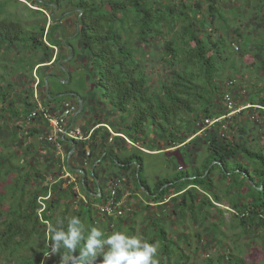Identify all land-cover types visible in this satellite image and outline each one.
I'll return each instance as SVG.
<instances>
[{"label":"trees","instance_id":"obj_1","mask_svg":"<svg viewBox=\"0 0 264 264\" xmlns=\"http://www.w3.org/2000/svg\"><path fill=\"white\" fill-rule=\"evenodd\" d=\"M32 1L38 8L31 11L43 15V18L37 17L29 21L34 22L31 29H24L19 21L13 20L11 17L13 14L5 9L6 1H0V49L3 47L7 52L15 46L20 49L25 47L31 56L34 58V55L38 56L31 70V76L35 71L39 79L38 89L41 91V98L50 105L54 95L50 93L49 79L53 77L47 69L59 60H65L58 54L60 48L66 45L73 46L69 43V37L62 25L63 18L61 20L52 18L48 24L44 10L46 11L49 4L41 0ZM59 1L49 0L48 3H55L58 8ZM152 1L125 0L121 3L116 0H103L98 4L93 0L72 2L79 15L76 31L77 37L80 38L78 48L85 53L86 61L93 69L92 87L99 88L101 92V100H97L96 103L98 110L94 109L95 122L91 129L99 126L92 131L88 143L96 138L100 129L104 130L102 145L108 140L110 133L103 124L115 129L112 126L113 122L110 125L103 120L104 114L101 111L119 113L120 121L117 125L120 127L115 130H118L117 133L129 137L133 142H142L145 149L156 151L158 154L165 153L162 152L164 148L178 145L179 149H185L189 158L191 157V172L186 168L176 170L174 175H166L154 182L151 188L148 182L141 178L144 169L142 156L121 155L112 145L104 150V160L108 158L120 170L133 169L135 188L141 190L147 199L159 202L170 198L169 204L173 207L171 210L167 208L165 212L167 215L180 213L184 219L186 218L184 211L188 208L195 218L200 211L197 208L202 207L203 211L207 207L213 208L216 203L221 204L222 197L218 195V190L213 192L215 184L212 173L218 170L222 179L229 180L228 184L232 185L229 188L231 187L232 191L234 189L235 192L239 191V188L242 190L241 194L237 193L240 194L239 200L236 197L227 198L234 216L240 219L244 227L254 223L264 226V217H262L264 216V141L262 144L251 146L228 138V135L235 130L246 133V126L243 124L240 126L237 118L244 113L256 112L264 128V85L255 93H250L248 102H245L250 107L242 110L237 117L232 116L216 122L210 126L213 128L205 132V119H215L225 114L223 93L218 82L221 72L227 68L233 74L240 73L238 66L243 64V58L233 48L230 37L225 38L220 35L213 38L212 32L207 30L211 29L210 26L215 18H218L217 28L220 30L226 27L223 24H228L221 19L222 15L216 7L217 0H203L208 10L201 20L196 18L203 5L201 0H176L169 5ZM105 5H108L110 10L104 7ZM127 8L135 11L136 14L126 17L124 10ZM102 9L104 12H101ZM262 10L264 11V5ZM224 32L232 35L229 31L224 30ZM233 33L239 39L244 37L239 28L234 29ZM66 40L68 44L65 45ZM228 45L233 53L228 52ZM55 47H57L56 54ZM154 50L160 51L156 55L164 65L166 74L161 76L157 84L151 88L150 76L144 67V62L146 55H155ZM259 62L261 73L258 74L260 76L258 81H263V54L260 55ZM36 66L38 67L35 69ZM31 78L32 92H26L30 99H26L27 97L21 99L27 107L25 115L14 108L15 100L11 99L14 92L11 90L12 84H0V105L4 107V113L0 117L11 113L14 122L17 120V124L24 122L25 125L40 120L37 118L25 121L26 116L34 108L32 96L36 79L35 76ZM55 96L54 101L71 100L74 104H78L74 96L60 93ZM82 112L84 106L80 113ZM34 133L38 138L42 134ZM34 133L31 134L35 135ZM84 133L88 134L85 131ZM116 138L124 142L121 136H115L113 139ZM59 140L65 143L62 139ZM74 142L77 146L80 144L79 147L82 148L80 154L84 153L85 143ZM29 150L30 148H27V151ZM198 150L205 154L199 164L195 163ZM51 156V160L45 166L47 169L50 168L48 165L57 164L58 161L53 154ZM240 156L243 160L239 159ZM4 161H8L6 157H3L0 163ZM133 161L135 165H131ZM35 164L37 162L31 160L26 163L28 169L34 168ZM4 166H0V264H6L7 260L10 261L9 264H63L61 253L64 250L49 256L52 253L47 224L57 217L78 215L88 227H99L104 231L107 230V233H111L114 229H124L129 234L132 232L130 224L131 221H135L136 216L127 219L129 225H126L124 217L100 215L96 205L104 201V196L94 197L87 194L86 179L85 187L81 188L87 195V202L78 199V194L73 189L74 185L65 188L62 186L63 181H57L58 184L53 185L57 183L56 178L61 176L60 165L59 174L44 170L51 174L48 178L51 181L50 188L39 186L37 189L29 190L28 172V175L25 173L23 177L15 176L16 180L10 187L8 186L7 192L2 189L7 183L2 168L7 167L8 171H12L17 167ZM33 175L39 183L45 180L42 171L38 168L34 169ZM55 186L57 190L51 194L49 189L55 191ZM244 187L246 190L243 189ZM178 199L180 200L177 201ZM172 202L175 203L171 204ZM165 218L167 219V216ZM118 220H120L119 224H117ZM193 220L197 222L196 218ZM149 224L161 227L158 230V237L162 239L167 237V232L163 228L165 222L160 218ZM37 240L40 243H37ZM150 242L156 240L152 239ZM163 246L165 249L170 248L167 245ZM158 254H165L164 257L170 258L169 251L168 253L166 250L158 251ZM230 259L235 260V257ZM181 261L182 264H190L188 261ZM159 264L173 263L168 259L159 261Z\"/></svg>","mask_w":264,"mask_h":264},{"label":"rangeland","instance_id":"obj_2","mask_svg":"<svg viewBox=\"0 0 264 264\" xmlns=\"http://www.w3.org/2000/svg\"><path fill=\"white\" fill-rule=\"evenodd\" d=\"M0 1H6L5 9L13 14L11 16L12 19L15 21H19L24 29H31V25H33L34 22L29 21H32L37 17H39L40 19L43 18V15L41 16V14L39 15L38 13L31 11V9L38 8L34 6L35 3L32 0ZM44 1L49 2V0ZM93 1L98 4L103 0ZM116 1L121 3L125 2V0ZM153 1L156 3L162 2L164 5H169L173 3L172 1L176 0ZM201 1L203 2V0ZM59 2L60 4L58 8L55 9L53 6V4L55 3H52L49 4L48 8H46V11L44 10V12L46 13L45 15L47 16L48 20L52 15L58 18L57 20H61L63 18L62 25L65 28V33L69 37L68 41L73 47H71L70 45L67 46L66 44H68V41H64L66 46L60 48L58 54L62 56V58H65V61L59 60L57 63L52 64L51 67L47 69V71L50 72L53 77L49 79L50 93L54 95L51 104L54 103V100H56L54 97H56L55 95L57 93L65 95L75 92L82 99V101H84V112H82L78 116L76 124L79 123L82 127L90 128L91 125L95 122L93 113L96 109L98 110V108H96V103H98L97 100H101V92L99 88L92 87V83L94 82L93 69L86 61V58L84 56L85 53L82 52V49L78 48L80 38L77 37L76 31L78 28L77 21L79 15L78 10L72 4V2H76V0H60ZM263 5L264 0H217L216 7L222 15L221 19L228 22V24H223V26L225 25L226 27L223 30H220L217 28L218 18H215L213 19L212 25L210 26L211 29H207L208 31L212 32L213 38H217L220 35L224 36L225 38L230 37V42L232 43L233 48L243 58V64H240L238 66V69L240 68L241 71L240 73L233 74L229 71V69L225 68V70L221 72L218 78L221 93H224L228 90L231 93L237 107L247 105L245 104V102H248L247 99L250 96V93H255L259 87L264 85V80L258 81V78H260L258 74L261 73V65L259 62L260 55H264V11L262 10ZM104 7L110 10V7L108 5H105ZM207 10L208 6L206 2H203V5L196 18L198 20H201ZM65 12H67L66 15H64ZM101 12H104V10L102 9ZM124 13L127 14L126 17H131L136 14L135 11L129 8L124 10ZM237 28L240 29L241 34L243 33L242 36L244 37H242L241 39H239V37L235 36L233 33V30ZM224 30L227 32L229 31V33L232 35L230 36L228 33L224 32ZM74 32H76L75 35H73ZM227 41L229 42V40ZM17 46L22 45L17 44ZM150 48L153 51V48ZM0 50V84H12L11 90H14V92H12L11 99L15 100L13 102L14 108L15 110H20V113L23 112V115H25L27 107L24 102L21 101V99H25V97H27L26 99L28 100L30 99V97H28V94L26 95V92H32L31 77L34 76L35 71L31 76V70L34 63L38 60V56L34 55L35 58L31 56L27 52L25 47L23 49H20L19 47L15 46L7 52H5L3 47ZM227 50L228 52L233 53V50L230 49L229 45L227 46ZM56 51L54 50L55 54ZM157 53H160V51L154 50V56H150L149 54L146 55V59L144 62V67L150 76L151 88L157 84L161 76H164L166 74V69L157 58ZM237 62L239 63L238 59ZM37 67L38 66H36L35 69ZM231 80L234 82L232 84H229ZM38 93L41 97V91H39V89ZM76 106L77 105L75 104V108ZM2 107L3 105L0 108L1 116L2 113H4V107ZM101 112L104 114V121H106L110 125L113 122L112 126L115 129L120 127V125H117V123L120 121L121 114L116 112L108 113V110L107 112ZM6 115L8 117H0V161L3 159V157H6L8 161L0 163V166L5 165L4 167H17L19 171L16 168L12 171H8L7 167L2 168V170H4L3 176L5 177L3 178L7 181L2 189L7 192L8 188L14 183V180H16L15 176L23 177L25 173L28 175V172L30 176V179L28 180L30 181V184L28 183L30 186L29 190L37 189L39 186H46L50 188L51 181L48 178H50L51 176L50 173L59 174L58 164H50L48 165L50 168L47 169V167H43V163H40V160L37 159L36 155L33 153H30L29 157L31 158L27 159L29 155L27 146L28 144H35V141H37L35 138L36 136L31 134V131L28 130V127H24V122H21L24 125V129H22L21 124H17L21 128L13 127V130H11L10 122H12V125H14L13 123H15L17 120L15 122L12 120L13 115H11V113H9V115L7 113ZM237 115L238 114H235L234 116L237 117ZM251 115H255L254 118H252ZM242 117H247L249 119L245 120ZM237 118L240 126H242V124L246 126V133L235 130L234 133L228 135V138L230 140L233 139L235 141L244 142L251 146L262 144V142L264 141V128L262 126V120L259 119L257 113H244L243 116L239 115ZM211 128L213 127H210L209 125L206 126L204 128L205 132L207 130H210ZM80 129L81 131L83 130V128ZM20 133L22 134V136L20 135ZM106 143L110 144L111 141H106ZM78 146H80V144ZM143 146L145 145H143L142 142H139V144L135 146L132 145L128 147H122L123 149H121V151L119 150V153L121 155L124 154L142 156V158L144 159V169L141 173V178L143 180H146L151 188H153V184L156 180H158L159 178H164L166 177V175L172 176L174 175V173H176V170H184L186 168L188 171H192V165L190 164L191 157L189 158L188 153L185 149H179L178 145L173 148H164L162 152L165 153H156L153 155L141 153L138 147H142V149H145ZM114 147L115 146H113V148ZM114 149L117 152L118 148L116 147ZM40 151L41 150L39 146H36L35 152L38 153ZM152 152L155 153V151ZM202 152L198 150L195 163L199 164V162L203 160L205 154H203ZM37 157H39V155ZM46 158L47 160H51L52 156H47ZM239 159L243 160L242 156H240ZM29 160L33 161L34 163L37 162V164L34 165V168H27L26 163ZM101 163H103L101 164V167H103V175H113V177L115 178L122 179V183L119 185L121 187L118 190L119 193L122 189H130L132 191H136L131 176H128L130 172H127V170H120L119 168L114 166L108 158ZM37 168L42 171V175L45 178L42 183L37 182V178L33 175L34 169ZM45 169L49 170L50 173L44 171ZM212 178L215 184L213 192L218 190V195L220 196V198L222 197V203H216L213 208L207 207L206 210L203 211L201 209L202 207L197 208L201 211L200 212L199 210H197L199 211L198 216L195 217L198 222L197 225L193 220L195 218L193 217L192 213L188 211V208L186 211H184L186 213V218L184 219H182L183 215L180 213L176 215L173 214V216L172 214H170L171 216L167 215V221L165 217L162 219L166 222V226L165 224H163V228L167 232V237L165 239L158 237V230L161 229L160 226H152L151 224H149V222H151L149 215L153 213L149 211V209H144L143 203L137 197H130V199H132V202H134L135 200V204L131 211L124 216L126 225H129V220L127 221V219L132 211H134L132 213L138 214L135 218V221H131L132 223L130 225L132 228V232L130 234L143 236L149 241L155 239V243L159 245L158 251L166 250L167 253L169 251L171 259L168 256L164 257L165 254H158L159 261H167L169 259L173 264H182L181 260H183V262L188 261L190 262V264H235L234 260L230 259V257L234 259L233 256L239 255L243 257V259L240 258L241 261L239 260L240 264H264V235H262L264 234V227L258 230V234L260 236L256 238L258 231H255L254 229L250 231V228H245L239 221L240 219L234 216V211L231 210L230 205L227 201V198L229 197H236L237 200H239V196L242 193L241 188H239V191L236 190L235 192V189L234 191H232L231 187L229 188V186H232L228 184L229 180L222 179L218 170H215L212 173ZM100 180L102 182V190L106 194L107 191H110L109 185L107 184L106 179L100 178ZM57 184L58 182L54 183L53 185ZM64 185L65 188L69 186L66 183H64ZM243 189H245V187ZM54 190L55 191H53V189H49V191H51V194L53 192H56V186L54 187ZM139 192L141 193V195L145 196L141 190H139ZM238 192H240V194H237ZM179 200L180 199H178L177 201ZM173 203L175 202H172L171 204ZM165 208L167 210L168 207ZM168 209L171 210V208ZM218 210H221V212H218ZM119 223L120 220L117 221V224ZM248 224H250V222ZM245 230L250 232L246 234ZM237 233H239V235H236ZM239 238H241V244L243 245L242 247L239 242ZM249 242L250 246L245 248L246 243ZM37 243H40V241L37 240ZM163 245H167L170 248L165 249ZM181 254H183V256H180ZM52 255L53 254H50L49 256ZM182 257L184 258L181 259ZM9 263L10 261L7 260L6 264Z\"/></svg>","mask_w":264,"mask_h":264},{"label":"crops","instance_id":"obj_3","mask_svg":"<svg viewBox=\"0 0 264 264\" xmlns=\"http://www.w3.org/2000/svg\"><path fill=\"white\" fill-rule=\"evenodd\" d=\"M56 8H57V5H56ZM52 18H54L55 20L58 19L54 15L50 16V19H52ZM50 19L48 20V24L51 22ZM73 93H75V92H73ZM69 94L70 93L65 94V95H69ZM70 96H74L76 98V100H77V97L75 95L70 94ZM77 96H78V94H77ZM77 103H78V100H77ZM82 103H83V101H82ZM78 107H79V104H77L76 111L74 112L73 116L69 120V123L67 124V128L68 129H75V128L80 129V128H83V130H82L83 133H84V131L85 132H89L94 123L91 125L90 128L82 127L79 123L76 124L77 118L81 114V113H79V114L76 113L77 110H78ZM13 124L14 125H12V122H10V129L11 130H13V127H20L19 125H17V122H15ZM21 125H22L21 126L22 129H24V127H28V130H30L31 133L32 132L33 133L34 132L45 133V127H44V124H43L42 121L31 122V123H29V124H27L25 126L23 124H21ZM115 130L116 129H114L113 131L115 133H117L118 130L117 131H115ZM17 132H19V131H17ZM34 134L36 135V133H34ZM20 135L22 136L21 133H20ZM103 135H104V130L103 129H100L99 130V134L96 136L95 139L91 140V143L90 142L88 143V141L85 142V145H84V148H83L84 149V153H81V154H80V152L82 151V148L79 147V146H77L74 141H72V140H70L68 138L63 139L61 136H60V139H62L63 141H65L64 147H65L66 157H65V159H63V161L65 163V167L70 171V173L74 174L77 177L76 190L74 189L75 186H73V189L75 190V192L77 194L84 195L85 197H87L86 193L87 194H90L91 196H94V197H101L103 195L104 196V200H105L106 195L108 194V191L106 192V194L103 192L102 186H101L102 185L101 184L102 182H101L100 178L106 179L107 184L110 186V182L113 179H115V177H113V175H110V176L109 175H107V176L106 175H103V171H102L103 170L102 169L103 167H101L102 166L101 164H103V163H101V162H103V160H104L103 159V157L105 156L104 150L107 149V148H109V146H111V145L117 147L118 150L123 149L122 147H128L129 145L128 144H125L122 140H118L117 138L116 139H113V141H111L110 144H108V143H106V141H104V145H102L103 143H101V142L104 140V138L102 139ZM109 136H108V138H109ZM35 138L37 140V141H35V144H33V145L32 144L31 145L28 144V148H30V150L28 151V154L29 155H28V158L27 159L31 158V157H29L30 156V153H33V154L36 155V158L40 160L39 162L40 163H43L42 164L43 167H45L47 165L48 161H50V159L47 160L46 157L47 156H51V153H52L53 156L55 157V159L57 158V160H58L57 161V164L59 166L60 165V160H59L58 157H56L55 152L52 149V146L49 145L48 143H41L39 141L37 135H36ZM108 141L109 140H107V142ZM73 143L75 144V147H74V144ZM36 146H39V148L41 150L40 152H38L39 154L35 152L36 151ZM138 148H139V150L141 152H144V153L149 154V155H153V154L158 153L156 151H155V153H153L152 151H149L147 149H142V147H138ZM176 149H178V148H176ZM86 151H89L90 152V155L85 160V152ZM38 155H39V157H37ZM131 165H135V162L133 161L131 163ZM127 172H130L128 174V176H131V178L133 180V173H132L133 172V169L130 168L129 170H127ZM136 172H137V176H138L139 175V167L138 166H137ZM85 179H86V183H87V189H86L87 192L86 193L83 192V190L81 188L82 187V184H83V187H85V185H84ZM59 180L60 181L61 180L64 181L63 178H61L60 176L58 178H56L55 181L57 182ZM123 182H124V180H123ZM121 183H122V179H121ZM119 188H121V187L119 186L118 187V190H119ZM118 193H119V191H118ZM125 194H127V198H128L127 199V204L130 205V209H132L133 206H134V204H135V200H134V202H132V199H130V195H132V197H137L143 203L144 209H149V211H151L153 213V214H150L149 215L150 216L151 223H153V221H155L156 219H159L160 218V220H162L164 217L167 216V213H165L166 212V208L165 207H169L171 209L173 207V206H171L169 204V202H170L169 199L170 198H166L164 201L156 202L155 200L147 199L145 196L141 195V193L137 189H136V191H132L130 189H122V190H120L119 196H123ZM138 196H140V197H138ZM141 197H142V199H141ZM132 212H134V211H132ZM132 212L129 214L130 216L128 217V219L129 218H132L133 216H136L137 217L138 214L137 213H132ZM197 216H198V214H197ZM167 218H168V216H167ZM166 221H167V219H166ZM162 222H165V221L162 220ZM195 224L197 225L198 222L197 223L195 222ZM256 224L257 223H254L251 226L250 225H247V227H245V228H250V231L252 229H254L255 231H258L260 228L264 227L263 225L260 226V225H256ZM165 226H166V224H165ZM250 231H246L245 230L246 234L248 232H250ZM258 233H259V231L257 232L256 238L260 236ZM236 235H239V233H237ZM262 235H264V234H262ZM239 242L241 244V238H239ZM242 246L243 245L241 244V247ZM249 246H250V242L249 243H246L245 248H247ZM234 257H235V260H234L235 263H238V264L240 263L239 262L240 258L243 259V257H241L239 255H236Z\"/></svg>","mask_w":264,"mask_h":264},{"label":"clouds","instance_id":"obj_4","mask_svg":"<svg viewBox=\"0 0 264 264\" xmlns=\"http://www.w3.org/2000/svg\"><path fill=\"white\" fill-rule=\"evenodd\" d=\"M47 232L51 253L64 250L63 264H159L157 243L124 229L88 227L78 215L57 217Z\"/></svg>","mask_w":264,"mask_h":264},{"label":"built area","instance_id":"obj_5","mask_svg":"<svg viewBox=\"0 0 264 264\" xmlns=\"http://www.w3.org/2000/svg\"><path fill=\"white\" fill-rule=\"evenodd\" d=\"M34 76L36 79L33 86L34 92L32 96L34 108L26 116L25 121L28 122L40 118V120L38 121L43 122L45 133H42L38 139L41 143H48L49 145H51L52 149L55 152V155L59 158L61 167L60 177L64 180L63 186H65L64 183H66L67 185L72 184L75 186L74 189L76 190L77 177L74 174L70 173V171L65 167L63 159H65L66 153L64 144L59 140L60 136L63 139L68 138L72 141L85 143L90 140L92 131L99 125L90 129L88 134H84L80 129L77 128L68 129L67 124L76 111L74 102L71 100H59L54 101V103L50 105L47 102L45 103V101H43L38 93L39 79L35 74ZM233 82L234 81L231 80L229 84H232ZM223 107L225 114L215 119H205L204 123L206 126H212L216 122H220L225 118H231L235 114H239L245 108L250 107V105L247 104L237 107L231 93L227 90L223 93ZM252 118H254V116ZM103 126H105L110 133L108 140L112 141L115 136H121L124 142L130 146L139 144H137V142H133L129 137L123 134L115 133L110 126L106 124H103ZM224 128L225 127H223V129ZM89 155L90 152L86 151L85 160ZM120 184L121 180L118 178H115L110 182V191L106 195L105 200L102 203L96 205L97 211H99L100 215L120 218L124 217L131 211L130 206L127 204V194L119 196V193L117 192V188ZM78 199H82L84 202H87L84 195L78 194Z\"/></svg>","mask_w":264,"mask_h":264},{"label":"water","instance_id":"obj_6","mask_svg":"<svg viewBox=\"0 0 264 264\" xmlns=\"http://www.w3.org/2000/svg\"><path fill=\"white\" fill-rule=\"evenodd\" d=\"M53 6H54V8H56V4H53ZM65 43V42H64ZM65 61V60H64ZM48 89V88H47ZM48 93V92H47ZM70 94H73V95H75L76 97H77V100H78V104H79V107H78V110H77V114H79L80 112H81V110H82V108H83V103H82V99L79 97V96H77V94H75V93H70ZM69 94V95H70ZM74 144V143H73ZM74 147H75V144H74ZM166 186V185H165Z\"/></svg>","mask_w":264,"mask_h":264},{"label":"flooded vegetation","instance_id":"obj_7","mask_svg":"<svg viewBox=\"0 0 264 264\" xmlns=\"http://www.w3.org/2000/svg\"><path fill=\"white\" fill-rule=\"evenodd\" d=\"M42 2H45V3H47V4H50V3H48L47 1H44V0H41ZM66 13L67 12H65V14L64 15H66ZM57 50V47H55V51ZM57 52V51H56Z\"/></svg>","mask_w":264,"mask_h":264}]
</instances>
